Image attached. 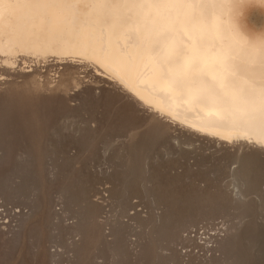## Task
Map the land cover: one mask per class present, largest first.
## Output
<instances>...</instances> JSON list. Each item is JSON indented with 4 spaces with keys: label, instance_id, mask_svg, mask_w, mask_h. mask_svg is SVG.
I'll use <instances>...</instances> for the list:
<instances>
[{
    "label": "rangeland",
    "instance_id": "1",
    "mask_svg": "<svg viewBox=\"0 0 264 264\" xmlns=\"http://www.w3.org/2000/svg\"><path fill=\"white\" fill-rule=\"evenodd\" d=\"M17 58L0 57V264H264V149L171 122L90 62Z\"/></svg>",
    "mask_w": 264,
    "mask_h": 264
},
{
    "label": "bare ground",
    "instance_id": "2",
    "mask_svg": "<svg viewBox=\"0 0 264 264\" xmlns=\"http://www.w3.org/2000/svg\"><path fill=\"white\" fill-rule=\"evenodd\" d=\"M20 55L90 62L171 122L264 149V0H0L1 61Z\"/></svg>",
    "mask_w": 264,
    "mask_h": 264
},
{
    "label": "snow or ice",
    "instance_id": "3",
    "mask_svg": "<svg viewBox=\"0 0 264 264\" xmlns=\"http://www.w3.org/2000/svg\"><path fill=\"white\" fill-rule=\"evenodd\" d=\"M185 257L187 260L185 261ZM115 264H121V261L118 259L115 261ZM127 264H132L131 260L127 261ZM155 264H160L159 256L156 257ZM176 264H200V259L198 255H193L190 252L185 253L183 256H178Z\"/></svg>",
    "mask_w": 264,
    "mask_h": 264
}]
</instances>
